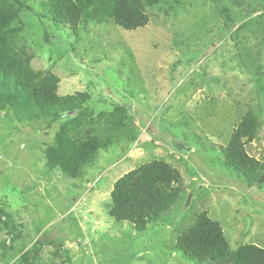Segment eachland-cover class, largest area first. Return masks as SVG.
<instances>
[{
    "label": "rangeland",
    "instance_id": "obj_1",
    "mask_svg": "<svg viewBox=\"0 0 264 264\" xmlns=\"http://www.w3.org/2000/svg\"><path fill=\"white\" fill-rule=\"evenodd\" d=\"M144 11L147 25L132 31L108 22L74 32L21 14L19 45L30 69L56 76L59 96L89 95L83 129L110 134L108 113L123 106L130 135L145 140L115 142L73 180L49 171L44 155L65 118L50 125L0 113L7 222L0 264H21L38 243L36 262L27 255V264H197L175 242L201 212L220 224L231 251L243 244L264 250V171L258 183L247 182L224 166L221 153L251 110L261 126L245 150L264 164V0H157ZM154 159L180 172L184 193L137 233L109 216V194L120 177Z\"/></svg>",
    "mask_w": 264,
    "mask_h": 264
},
{
    "label": "trees",
    "instance_id": "obj_2",
    "mask_svg": "<svg viewBox=\"0 0 264 264\" xmlns=\"http://www.w3.org/2000/svg\"><path fill=\"white\" fill-rule=\"evenodd\" d=\"M39 2L40 13L33 11ZM157 0H0V113H8L18 122H35L47 119L51 125L66 119L54 136L53 144L44 151L46 167L56 168L69 178H81L86 168L96 160L100 151H106L115 142H125L130 135L128 111L123 106L114 107L107 116V134L99 136L90 129H83L86 117L84 104L87 93L59 96L58 78L51 73L42 74L30 69L29 62L21 55L25 50L21 32L24 23L22 13L31 12L37 19L53 23L56 29L76 30L88 25L111 22L115 26L132 31L148 23L144 8ZM18 24L16 26L15 24ZM43 24V22H42ZM14 25V26H13ZM258 69V68H257ZM261 121L247 111L233 128L227 144L221 148L223 164L247 182H257L264 171V164L250 157L245 145L257 136ZM126 137V138H125ZM131 136L130 146L145 138ZM141 142V143H142ZM184 193L180 172L168 162L154 159L120 177L109 194V216L116 222H127L137 233L155 225L171 212ZM0 233L6 223L1 221ZM13 229V228H12ZM51 245V242H46ZM41 244H33L20 259L27 264V255L35 263ZM176 249L197 264H264V250L253 244L239 245L234 251L220 224L201 212L192 223L180 230Z\"/></svg>",
    "mask_w": 264,
    "mask_h": 264
},
{
    "label": "water",
    "instance_id": "obj_3",
    "mask_svg": "<svg viewBox=\"0 0 264 264\" xmlns=\"http://www.w3.org/2000/svg\"><path fill=\"white\" fill-rule=\"evenodd\" d=\"M189 202V199L187 200V203Z\"/></svg>",
    "mask_w": 264,
    "mask_h": 264
}]
</instances>
